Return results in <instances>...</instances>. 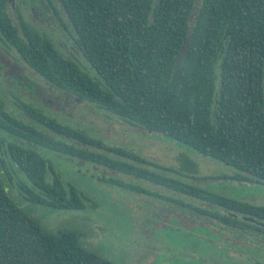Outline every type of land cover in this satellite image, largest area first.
<instances>
[{"label":"trees","instance_id":"obj_1","mask_svg":"<svg viewBox=\"0 0 264 264\" xmlns=\"http://www.w3.org/2000/svg\"><path fill=\"white\" fill-rule=\"evenodd\" d=\"M61 2L68 18V53L49 34H20L6 0H0V48L14 50L49 89L231 167L235 181L264 185V0ZM88 67L96 77L84 70ZM18 104L30 122L6 112L0 98V130L12 140L6 151L13 171L31 183L28 202L57 210L85 208L84 197L62 184L36 148L129 177L150 176L136 166L145 161ZM0 166L5 169L3 161ZM181 193L198 200V215L220 231L264 243L263 205L193 187ZM216 235L239 251L246 246L245 254L259 248L234 246L220 232ZM230 254L217 258L227 264H262L250 256L233 260ZM208 258L199 257L196 264H213ZM0 264L113 263L83 246L74 231L43 229L9 197L0 175Z\"/></svg>","mask_w":264,"mask_h":264},{"label":"rangeland","instance_id":"obj_2","mask_svg":"<svg viewBox=\"0 0 264 264\" xmlns=\"http://www.w3.org/2000/svg\"><path fill=\"white\" fill-rule=\"evenodd\" d=\"M53 38L58 46L63 42L70 46L66 37L55 34ZM0 52V98L6 112L27 124L31 119L23 112L26 109L16 103L42 109L57 123L82 128L105 145L145 161L146 165L136 166L150 175L129 177L50 149L36 148L49 161L62 184L75 188L84 197L85 208L57 210L35 205L26 200V189L31 188V183L12 169L6 151L12 140L0 130V162L5 164L4 170L0 166V175L6 191L43 229L74 231L83 246L113 264H196L199 257H209V263L227 264L217 258L227 252L235 256L233 260L242 261L250 256L264 264L261 239L220 231L204 216L178 208L184 209V204L193 208L199 205L194 197L181 193L187 187L264 206L263 184L235 181L232 178L235 170L231 167L205 158L167 136L133 127L92 104L49 89L42 78L18 60L15 52L5 49ZM83 65L87 67L84 61ZM84 70L96 77L91 67ZM218 232L234 246L259 248L245 254L246 246L241 251L232 248L222 242L216 235ZM214 257L217 259L212 261Z\"/></svg>","mask_w":264,"mask_h":264},{"label":"flooded vegetation","instance_id":"obj_3","mask_svg":"<svg viewBox=\"0 0 264 264\" xmlns=\"http://www.w3.org/2000/svg\"><path fill=\"white\" fill-rule=\"evenodd\" d=\"M6 5L8 7L7 9H8L9 17L11 18L15 26L20 30V32L21 30L36 31L42 34H49L51 36L55 34H59L62 37H66L67 39L68 18L65 13L61 0H6ZM22 33L23 32H21L20 34ZM64 44L66 43L64 42L59 43V46L61 47L60 50H63L64 53H68V51H66L65 49ZM11 51L15 52L12 49L8 50V52ZM0 70H1V63H0ZM40 110L43 111L42 109ZM80 130L93 136L91 133L85 131L82 128ZM178 208L181 211L184 212L188 211V212H192L191 214L194 213L195 215L196 214L198 215V213L196 212V208H193L188 204L184 205V209H182L179 206ZM165 211L167 212V210ZM168 211L171 212V210ZM170 212L168 214H170ZM148 219H149V214L147 216L146 222L148 221ZM257 224H261V223H257ZM261 226L263 225L261 224Z\"/></svg>","mask_w":264,"mask_h":264},{"label":"water","instance_id":"obj_4","mask_svg":"<svg viewBox=\"0 0 264 264\" xmlns=\"http://www.w3.org/2000/svg\"><path fill=\"white\" fill-rule=\"evenodd\" d=\"M244 220L249 221V222H254V220L252 218H249V217H244Z\"/></svg>","mask_w":264,"mask_h":264}]
</instances>
